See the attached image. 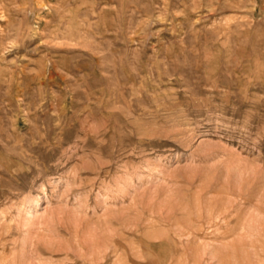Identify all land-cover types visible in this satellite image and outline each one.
<instances>
[{"label":"rangeland","instance_id":"374dc122","mask_svg":"<svg viewBox=\"0 0 264 264\" xmlns=\"http://www.w3.org/2000/svg\"><path fill=\"white\" fill-rule=\"evenodd\" d=\"M0 264H264V0H0Z\"/></svg>","mask_w":264,"mask_h":264},{"label":"bare ground","instance_id":"6f19581e","mask_svg":"<svg viewBox=\"0 0 264 264\" xmlns=\"http://www.w3.org/2000/svg\"><path fill=\"white\" fill-rule=\"evenodd\" d=\"M36 203H37V201H36Z\"/></svg>","mask_w":264,"mask_h":264}]
</instances>
